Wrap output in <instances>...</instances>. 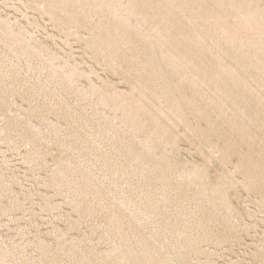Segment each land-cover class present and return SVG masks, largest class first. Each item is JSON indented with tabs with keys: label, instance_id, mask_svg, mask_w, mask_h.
Returning <instances> with one entry per match:
<instances>
[{
	"label": "rangeland",
	"instance_id": "1",
	"mask_svg": "<svg viewBox=\"0 0 264 264\" xmlns=\"http://www.w3.org/2000/svg\"><path fill=\"white\" fill-rule=\"evenodd\" d=\"M0 264H264V0H0Z\"/></svg>",
	"mask_w": 264,
	"mask_h": 264
},
{
	"label": "bare ground",
	"instance_id": "2",
	"mask_svg": "<svg viewBox=\"0 0 264 264\" xmlns=\"http://www.w3.org/2000/svg\"><path fill=\"white\" fill-rule=\"evenodd\" d=\"M251 14H253V13H251ZM249 17V16H248Z\"/></svg>",
	"mask_w": 264,
	"mask_h": 264
}]
</instances>
